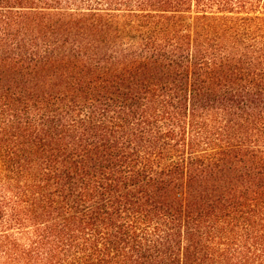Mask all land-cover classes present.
I'll use <instances>...</instances> for the list:
<instances>
[{"label":"trees","instance_id":"trees-1","mask_svg":"<svg viewBox=\"0 0 264 264\" xmlns=\"http://www.w3.org/2000/svg\"><path fill=\"white\" fill-rule=\"evenodd\" d=\"M0 264H264V0H0Z\"/></svg>","mask_w":264,"mask_h":264}]
</instances>
